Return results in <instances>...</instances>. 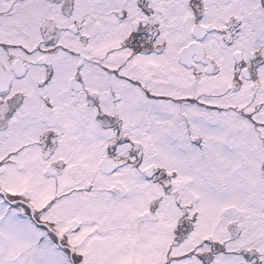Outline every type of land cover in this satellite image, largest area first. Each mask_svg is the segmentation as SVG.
Returning <instances> with one entry per match:
<instances>
[{
	"label": "snow or ice",
	"instance_id": "snow-or-ice-1",
	"mask_svg": "<svg viewBox=\"0 0 264 264\" xmlns=\"http://www.w3.org/2000/svg\"><path fill=\"white\" fill-rule=\"evenodd\" d=\"M0 264H264V0H0Z\"/></svg>",
	"mask_w": 264,
	"mask_h": 264
}]
</instances>
